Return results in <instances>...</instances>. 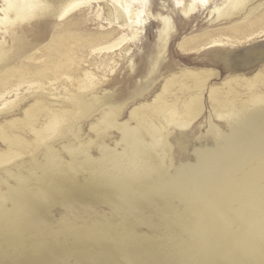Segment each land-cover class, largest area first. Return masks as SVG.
<instances>
[{"label": "rangeland", "instance_id": "1", "mask_svg": "<svg viewBox=\"0 0 264 264\" xmlns=\"http://www.w3.org/2000/svg\"><path fill=\"white\" fill-rule=\"evenodd\" d=\"M174 1L145 0L139 37L111 59L79 49L89 34L129 33L105 20L108 0L80 6L75 19L43 17L0 33L6 68L41 66L58 33L84 35L67 56L69 80L42 79L28 91L22 85L11 108L0 111V155L11 157L0 164V264H264V103L252 105L264 95V55L253 53L264 34L248 27L264 17V0L248 19L226 21L211 13L223 0L188 15L181 8L191 0ZM158 14L173 24L165 41ZM23 35L31 38L26 52L16 49ZM215 39L223 45L209 47ZM85 71L95 85L78 90ZM198 96L202 109L190 126L171 128L160 147L151 145L157 103L178 97L181 107ZM35 98L63 110L83 103L87 111L80 118L78 111L74 127L67 128L68 116L63 136L38 141L42 114H27ZM88 157L93 166L83 168Z\"/></svg>", "mask_w": 264, "mask_h": 264}, {"label": "bare ground", "instance_id": "2", "mask_svg": "<svg viewBox=\"0 0 264 264\" xmlns=\"http://www.w3.org/2000/svg\"><path fill=\"white\" fill-rule=\"evenodd\" d=\"M94 1H96V0H3V4L0 6V33L3 35L9 34V32L11 30L19 29L23 25H31V27H33L32 24L36 23L39 19H41L43 17L47 18V19L55 20V21H63V20H66L68 17L73 18L74 16L72 13L77 8H79L80 6H83V5H90ZM108 1L110 2L111 6H106L108 9V13H107V17L105 18V20H107L109 25L112 23H115V22H117V24L121 23L122 24V25H120L121 30H122V28H123V30L125 28V31L129 30L128 31L129 33L110 35V34H106V32H102L99 34H89V35L85 36L86 37L85 45L84 46L82 45L80 47L78 42L82 41V38L84 37V35L76 34L75 33L76 29L63 31V32L58 33L57 35L49 38V41L47 43V48H46V54H45L47 56V60L41 66H36V68H31L30 66H27L24 63H21V65H19V66L14 65L13 67H10V68H6V66H4V67L0 66V111H2L4 108H9V107L11 108V106L15 102L14 101L15 99L14 98H13V100H10V99H12L13 96L15 98L17 97V95H18L17 93L20 91V88L22 85H26L25 88L28 91L30 89L42 86L41 83L39 82L42 79H45V80L54 79V80H56L58 76H61V77H65L64 79L69 80L71 78V76L67 75V73L64 70L65 69L64 67L67 64V61L72 60L71 58L67 57L69 52L75 51L76 49H78L80 47L79 49L86 48L88 50L87 55H94L96 57L105 55L106 58L108 56V58L111 59L112 55L117 50H119V51L122 50V48L127 44V42L128 43L132 42V41L135 42V40L140 35L138 30L144 26V23L146 21V20H144V22L142 21V18L145 17V15L147 16L146 11H145V5H144L145 0H129V1L108 0ZM207 1L208 0H191V1L187 2L186 4L182 5L183 7L181 8V12L184 15L191 14L196 9H198V7L204 6V3ZM254 1L255 0H223V1H221L220 4H215L213 6L211 13H214L216 15V18H215L216 20L225 19V21H226V19H230L233 17H240V18L242 17L241 19H243V20L248 19L249 16L251 15V13L257 7H259L262 4V0H259L260 2H258V4H256V6L254 5L251 8H249L250 4H252ZM174 2L176 5H179V6L182 3L180 0H175ZM98 12H97L96 17L100 18V15H99L100 13H98ZM143 14H145V15H143ZM157 16L159 17L160 23H161V29L158 32V39L165 41V38H167L169 36L170 31L173 29V24L171 22V19L168 16H164L162 14H158ZM73 19H75V18H73ZM80 24H81V21L75 22L74 25L77 26ZM248 27H251V29L255 28L254 30L261 29V31L259 33L264 34V17H259V18H256V19L249 21ZM44 40H46V39H44ZM1 44H2V40L0 39V52L5 53L7 48L5 49V46L3 44L2 45ZM222 45H223L222 39H215V40L211 41L209 47L222 46ZM30 47H31V38L28 36H25V35H23L22 38L16 44V49L19 48L22 52L28 51L30 49ZM11 48H12V50L14 49L13 47H11ZM253 53L256 55H259V56L264 55V46L261 48L255 49ZM225 58H226L225 59L226 65L232 66L229 57H225ZM245 58H247V56ZM242 64H244V63H242ZM115 67H116V65H115ZM132 67H133V65H131V68ZM59 69H62L63 71H61L60 73L54 72L55 70H59ZM147 71H149V70H147ZM150 71H151V69H150ZM55 73H57L56 74L57 76L56 77L52 76ZM50 76H52V77H50ZM82 78L83 79H80L77 83L78 84V87H77L78 90H85V89L93 88V86L95 84L93 83L94 76L91 74V72L85 71ZM49 82H51V81H49ZM197 88L202 89L203 84L198 83ZM22 90H24V89H22ZM253 91H255V90H253ZM167 94H169V92ZM259 95H260V93H259ZM256 96H258V95H256ZM210 97H211V95H210ZM227 97H228V95H227ZM227 97H226V99H227ZM250 99L247 102H249V101L251 102ZM178 100H179V98L175 97L171 101L170 100L169 101L160 100L157 103V108H155V109H156V114H157V120L159 121V126L158 125L157 126H155V125L151 126V129L154 131V133H152V136L150 134L146 133L148 136L149 135L151 136L149 138V142L151 145L156 146L155 147L156 149H157V147H160L161 143H164L163 139L168 134V132L171 128H175L180 132L184 131L185 129H187L190 126L192 121L194 119H196V114L202 109L201 98L199 96L195 99L189 100L188 102H186L181 107H179ZM259 103H264V95L263 94L260 97L258 96V98L256 100L252 101V105H257ZM223 104H225V102ZM69 107H70V109H68V110L57 109V108L54 109L48 103L45 104L44 101H42L38 98L37 99L35 98L34 104H33V106H31V111H29L27 113L28 116L32 117V118H37V116H36L37 113L42 114L41 119L43 120V123L41 122L40 124H43V125L41 126L40 130L34 132L35 139L40 141V140H44V139H47L50 137H52V138H56V136L60 137V135L64 134L63 129H62V124L65 123V121L70 119V118H68V116L73 118V120L71 121L70 124H68L67 128H69L71 125H72V127H74V120L76 119V115H77L78 111H80L78 118L82 117L83 114H85L87 111V106H86V104H83V103L80 106H78L75 104V102H71ZM181 108H183V109L180 110ZM220 109H222V108H220ZM149 110H151V109H149ZM33 111L36 114H34ZM30 112L32 114H30ZM236 113H237V111H236ZM134 114L136 115V113H134ZM141 114H143V113H141ZM155 117H156V115H155ZM220 117L222 119V116H220ZM147 119H149L148 115H147ZM35 121H38V120H35ZM76 122L77 121H75V123ZM29 127H30V125H29ZM20 130L22 131V129H19V131ZM16 131H17V129H16ZM149 132L151 133V131H149ZM20 133H22V132H20ZM121 133H123V132H121ZM164 133H165V136H164ZM144 138L145 137H143V139ZM54 140L55 139H53V141ZM128 140L129 139H127L126 141H128ZM23 141H25V140H23ZM27 142H29V141H27ZM182 142L183 141L180 140L178 142V144H180V143L182 144ZM48 144H49V142H48ZM148 146H149V143L146 146H144V148L148 147ZM139 147H140V145H139ZM139 147H138V149H139ZM142 149H143V147H142ZM149 150L151 151L152 149H149ZM3 152H5V151H3ZM127 152L128 151H126V153ZM143 152L145 154V150ZM114 154H116V153H114ZM138 154L139 153H137V155ZM14 155L18 156L19 153L15 152ZM53 155H55V154H53ZM57 155H59V154H57ZM90 155H91V153H90ZM115 156H117V154ZM10 158H11L10 156L0 155V164L7 162ZM158 158H159V156H158ZM158 158H156V159H158ZM106 159H108V158H106ZM71 160H73V159H71ZM89 160H90L89 157L83 159V161H82L83 168L88 167V165L91 164L92 160L90 161V163H89ZM116 160H117V158H116ZM57 161H58V159H57ZM142 161L143 160H141V162ZM146 161H147V159H146ZM116 162H118V161H116ZM145 163H147V162H145ZM64 164H66V161ZM69 164H71V163H69ZM139 164H140V162H139ZM142 164H144V162ZM126 165H127V163H126ZM76 166L77 165H75V169L77 167H79V166H77V167ZM97 166L100 167L99 165H97ZM140 166H138V167L140 168ZM150 166H152V165H150ZM123 167H125V166H123ZM138 167H137V169H139ZM147 167H149V165ZM147 167H145V168H147ZM152 167L154 168V166H152ZM155 167H157V166H155ZM129 168L127 167V169H129ZM89 169H91V168H89ZM142 169L140 168L139 172ZM73 171H74V173H76V170H73ZM104 171H106V170H104ZM109 172L112 173L111 171H109ZM126 172L127 171H125V173ZM133 172L136 173L135 171H133ZM137 172H138V170H137ZM142 172H144V171H142ZM128 173H129V171H128ZM114 174H115V171H114ZM150 174H151V172H150ZM56 175H57V173H56ZM138 175H140V174H138ZM142 175H141V177H142ZM147 175H148V173H147ZM144 177H146V174H145V176L143 175V178Z\"/></svg>", "mask_w": 264, "mask_h": 264}]
</instances>
